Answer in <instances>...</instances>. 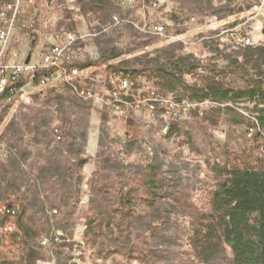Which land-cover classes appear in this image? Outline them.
Segmentation results:
<instances>
[{"label": "rangeland", "instance_id": "1", "mask_svg": "<svg viewBox=\"0 0 264 264\" xmlns=\"http://www.w3.org/2000/svg\"><path fill=\"white\" fill-rule=\"evenodd\" d=\"M231 2L244 10L224 18L214 13L216 7ZM37 6L36 24L28 27L21 23L12 32L7 60L40 65L54 45L72 41L74 62L99 60L103 51L110 48L122 52L110 63L142 54L153 56L166 48L176 54L192 53L203 60L212 59L223 66L227 63L226 54L242 44L237 35L250 38L253 45H264V0H111L108 13L95 21H89L82 13L79 0H37ZM145 41L152 43L138 48ZM89 77L93 79L90 83ZM106 78L103 63L82 72L79 79L90 85L96 95L85 102L76 98L65 76L58 72L46 84L29 81L0 102V136L6 131L5 139L0 141V197L8 184L14 182L13 200L22 205L28 220L39 223L42 206L53 208L64 191L78 189L77 219L69 230L73 232V247L67 248L60 259L51 249L44 248L46 258L53 264H140L122 256L100 258L84 243L91 179L100 165L98 153L104 131L107 146L118 153L125 175L134 174L151 160H157L165 178H178L179 186L172 189L176 197L171 200L177 205L172 209L168 229L173 238V247L169 249L172 253H167L169 264H201L184 235L188 211L176 198L181 196L187 203L201 206L207 203L214 185L211 164L219 160L220 149L259 154L257 142L249 135L248 120L244 125H234L224 119L213 126L198 116L192 122L177 124V130L169 135L160 120L146 109L125 117L105 108L103 100L109 93ZM208 105L204 103L203 111ZM240 106L246 114L251 112L252 103L244 102ZM106 111L107 120L103 122ZM229 116L226 112L225 118ZM65 121L71 123L72 142L63 134ZM3 145L12 149L8 151ZM79 155L88 157L80 186L71 179V184H65L57 176L36 179L46 165H51L53 172L56 169L66 172ZM67 228L58 226L56 231L66 233ZM144 229L138 226L135 242L139 245L149 241ZM159 242L160 249L165 251ZM231 257L230 248L225 246L220 260L230 263Z\"/></svg>", "mask_w": 264, "mask_h": 264}, {"label": "trees", "instance_id": "2", "mask_svg": "<svg viewBox=\"0 0 264 264\" xmlns=\"http://www.w3.org/2000/svg\"><path fill=\"white\" fill-rule=\"evenodd\" d=\"M3 1L0 0V8ZM79 3L88 20L95 21L108 13L111 0H79ZM243 10L244 7L231 2L216 7L214 13L224 18ZM71 26L74 28V23ZM151 43L142 42L138 48ZM121 55L120 50L110 48L103 51L99 60L76 61L70 67L86 69L103 63L108 75L123 73L134 79L146 76L164 94L178 93L176 97L180 100L185 97L197 102L209 100L211 103L200 119L213 126H218L224 119L234 125H244L248 120L249 129H254L251 137L258 144L259 154L254 156L249 150L220 149L219 160L211 164L214 185L207 203L203 206L187 203L181 196L176 201L188 211L189 222L184 235L199 263L264 264V45L241 44L226 54L227 63L223 66L212 59L203 60L192 53L176 54L166 48L159 49L153 56L142 54L110 63L111 59ZM55 71L54 67H39L34 84L40 85L43 76H51ZM28 82V79L20 80L16 90ZM13 93L10 88L0 93V102ZM76 98L87 101L78 94ZM244 102L252 103L249 114L241 110L240 105ZM105 108L108 109L106 105ZM226 112L230 114L228 118H225ZM106 113L102 116L103 122L107 120ZM176 125L168 130L169 135L177 130ZM62 129L67 140L72 142L71 123L65 121ZM5 137L6 131L1 134L0 141ZM5 149L12 148L5 145ZM98 157L100 165L91 179V198L85 214L84 243L103 259L122 256L140 264H169L167 253H172L169 249L173 247V238L168 229L172 209L177 205L171 200L176 197L172 189L179 186L178 178H165L157 160H151L134 174L125 175L118 153L107 146L104 131ZM87 161L88 157L79 155L66 172L57 169L53 172L52 166L46 165L36 179L57 176L65 184H71V179L80 186ZM13 185L14 182L8 184L5 194L0 197V264H41L46 256L40 239L44 234L50 236L58 226L69 227L60 236L61 241L52 246L59 259L62 258L65 250L74 244L73 232L69 230L76 223L75 200H79V190L64 191L53 208L42 206L37 223L28 220L22 205L13 200ZM53 210L56 213H52ZM11 221L17 229L6 231L5 227ZM138 226L145 227L148 232L149 241L144 245L135 242ZM159 241L165 251L160 249ZM225 246L232 253L230 263L220 260Z\"/></svg>", "mask_w": 264, "mask_h": 264}, {"label": "built area", "instance_id": "3", "mask_svg": "<svg viewBox=\"0 0 264 264\" xmlns=\"http://www.w3.org/2000/svg\"><path fill=\"white\" fill-rule=\"evenodd\" d=\"M49 5H52L49 4ZM39 15L37 0H4L0 8V93L10 88L13 92L16 90V84L22 79H28L33 82L36 70L39 67H54L56 71L51 76H43L41 84L50 82L55 73L65 76L66 83L70 89L84 98L93 100L96 95L93 88L88 84H83L79 79L85 69L77 66L70 67L74 62L72 51V41L66 44L54 45L47 54L44 55L40 65L7 60L8 46L11 40L12 32L19 24L33 27L36 24ZM163 30V28H161ZM238 39L243 45H252L250 38L240 37ZM89 83L93 81L89 77ZM106 86L109 88L108 96L104 97V104L116 113L125 117L135 111L146 109L150 114L157 117L163 128L167 131L173 124L188 123L194 121L198 116L203 115V105L205 102L210 104L209 100L204 102L180 100L176 96L162 93L155 82L146 76L134 79L130 75L123 73L107 74ZM22 88V87H21ZM20 88V89H21ZM254 129H249V135L252 136ZM5 149V145H3ZM3 209L6 210L4 206ZM8 212H11L7 209ZM15 214V210L12 211ZM52 213H56L53 210ZM15 222L11 221L5 227L6 231L16 230ZM63 233L52 232L50 236L40 239L42 248H49L61 241L60 236ZM41 264H53L52 260L45 259Z\"/></svg>", "mask_w": 264, "mask_h": 264}]
</instances>
